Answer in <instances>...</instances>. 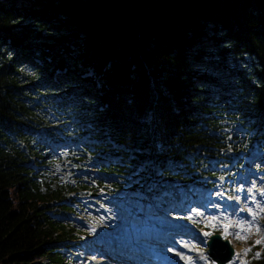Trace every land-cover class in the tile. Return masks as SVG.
Listing matches in <instances>:
<instances>
[{
	"label": "trees",
	"instance_id": "obj_1",
	"mask_svg": "<svg viewBox=\"0 0 264 264\" xmlns=\"http://www.w3.org/2000/svg\"><path fill=\"white\" fill-rule=\"evenodd\" d=\"M68 121L158 192L264 151V0H0V264L64 261L79 185L29 163Z\"/></svg>",
	"mask_w": 264,
	"mask_h": 264
},
{
	"label": "rangeland",
	"instance_id": "obj_2",
	"mask_svg": "<svg viewBox=\"0 0 264 264\" xmlns=\"http://www.w3.org/2000/svg\"><path fill=\"white\" fill-rule=\"evenodd\" d=\"M248 131L249 129L247 127H241L239 132L244 134ZM88 141L95 142V140ZM261 160L264 164V160ZM99 162L106 165L107 168L110 166L114 169L118 168L117 164L123 163L119 156L103 158L102 160H99ZM234 166L212 160L210 164L205 166V169L209 171L208 173L199 176H197L195 172L188 173L193 183L190 186L185 187L188 191L187 194H184L183 188L178 186L172 193L164 191L165 197L162 196L158 201L154 200L153 202L147 203L146 206L140 204L138 201H129L133 196H137V194L130 196L128 200L122 193L110 194L107 191V195L100 194V198L93 202L96 203L93 206V210H90L93 204L87 203V199L94 198L89 194L82 193L76 203L78 211L80 212L79 217L77 218L78 215H71L66 218V221L73 223V225L79 222L80 224L78 223V226L83 231V234L81 235L88 239V241L83 242L82 240L81 243L73 249H67L66 245L63 244L65 242H63L61 246L59 245L68 259L61 264H88L87 262L90 263V260H94L97 264H112L111 260L105 256L107 249L102 248V246L97 247L93 242L95 241L94 237L98 232L104 239L110 240L112 233H118L116 229L119 228L121 229V237L125 242L129 244H138V239L142 237V235L147 236V238H153L159 235L161 231L166 230L165 228H170L178 224L180 226L182 224L190 225V222H192L198 226V224L201 223L199 218L204 217L203 211L205 212L206 210L201 207V202L206 200H211V204H213L212 207H215V209H219L223 201L227 203L224 206H228V209H230V205L228 204L233 205L235 202H240V200L246 205L249 197L247 196L246 199L242 200L244 195H242L240 190L244 184L239 182V175L234 174L232 171L234 170L232 168ZM31 167V173H35V167L33 165ZM72 167L74 168V165ZM89 168L95 169V167ZM71 172L70 175L73 176ZM87 176V178H91V180L102 179L105 182V185L110 184V187L108 188V186H106V188L111 191H114V186L112 185L111 180L116 179L119 183H124L126 181L125 179L128 178L127 175L120 173L119 171L112 173V176L109 174H96L94 176L89 174ZM82 177H86V174L84 173ZM231 184L234 186H231ZM206 190L210 192L208 193V196H205L204 194ZM138 196L140 198L133 197V199L141 200V196ZM80 203H82V205L79 206ZM156 207L165 214H171V217L157 215L154 212H152V214L147 213V210L152 208L155 209ZM242 208L243 207L240 206L238 209L241 210ZM256 209H259L257 212L258 214L262 213V215L258 216V219L254 221L252 220L253 222L249 227V230L246 231V227L243 229L239 226V231L236 230L235 232H232L234 229H237L234 225L229 226L233 228L232 231L229 232L227 230L228 227H226L225 224H238L240 220L239 216L230 219L228 215L220 212L211 215L213 211L209 209L210 212L206 221L202 222V225H199L201 231L203 229L200 237L190 235V237H187V240L183 243V245L187 247V250H182L181 247L175 249L172 246H169L168 249H172L174 254L177 255L184 254V260H187L191 255H197L195 258L201 259L197 264H215L207 252V243L203 239L210 236L211 233L220 231L227 238H230L231 241L235 242V245H233L235 246L237 253H241L239 256L241 255V260L245 261L243 264H250L252 257H258L264 249V212H262L263 209L260 207L255 208L254 211ZM88 211L90 212L89 215L87 213ZM108 211H111L109 216L106 215ZM138 212L143 215L138 214ZM134 213L143 217V220L135 217ZM127 214L128 217H125ZM212 216L213 219H211ZM58 218L63 219L61 216H58ZM112 219H116L117 222H113ZM139 240L142 241L140 244L145 247V241L142 239ZM146 243L150 244L148 241H146ZM254 246H257V249H254ZM95 248L99 249L97 253H94L97 250ZM191 251L192 254H190ZM48 263L49 260H44L39 264ZM165 264H177V262L175 263V260L169 258ZM238 264H241V262Z\"/></svg>",
	"mask_w": 264,
	"mask_h": 264
},
{
	"label": "water",
	"instance_id": "obj_3",
	"mask_svg": "<svg viewBox=\"0 0 264 264\" xmlns=\"http://www.w3.org/2000/svg\"><path fill=\"white\" fill-rule=\"evenodd\" d=\"M210 254L219 264H229L234 255V249L229 240L222 239L218 233L213 234L209 241Z\"/></svg>",
	"mask_w": 264,
	"mask_h": 264
},
{
	"label": "bare ground",
	"instance_id": "obj_4",
	"mask_svg": "<svg viewBox=\"0 0 264 264\" xmlns=\"http://www.w3.org/2000/svg\"><path fill=\"white\" fill-rule=\"evenodd\" d=\"M231 207V206H230ZM224 208L225 209H223V210H225V211H227L228 210V206H224ZM241 224L243 225V224H245V219L244 218H241ZM229 229H233L232 227H228ZM237 230V229H236ZM235 231V229L233 230V232ZM135 241V240H134ZM149 241H156V242H161L162 244H164V243H169L170 241H166V240H164V241H160V240H156V239H150ZM148 241V242H149ZM137 247V246H136ZM142 248H144L143 247V245H140V247H139V249H142ZM132 249V248H131ZM123 257H129V255H123ZM166 259H164V261H165ZM163 262V261H162ZM176 263V262H175ZM179 264L181 263V262H178ZM193 264H194V262H193ZM232 264H234V263H232Z\"/></svg>",
	"mask_w": 264,
	"mask_h": 264
}]
</instances>
